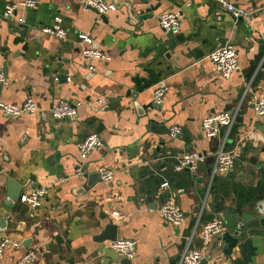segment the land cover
<instances>
[{"label":"crops","instance_id":"0c3cea01","mask_svg":"<svg viewBox=\"0 0 264 264\" xmlns=\"http://www.w3.org/2000/svg\"><path fill=\"white\" fill-rule=\"evenodd\" d=\"M19 1L0 0V67L7 76L0 99L31 96L39 110L16 117L0 110V240L18 243L4 247L0 264H16L27 251L35 253L28 264H178L185 248L202 249L200 264H264V115L252 104L264 96V0H233L250 11L239 19L213 0H108L114 8L104 15L84 9L82 0H36L6 20L5 5ZM172 9L182 13L175 32L157 23ZM129 11L144 16L133 23ZM57 17L67 30L63 40L39 29ZM78 32L110 59L92 60L90 70ZM225 43L238 60L228 78L207 58ZM157 84L167 88L159 105L152 97ZM60 99L78 103L75 116L50 115ZM214 111H236V118L207 139L201 119ZM173 125L181 127L174 139L167 131ZM91 132L104 144L81 164L78 144ZM222 142L233 163L211 179ZM190 150L206 161L194 173L176 171L179 155ZM99 167L112 169L113 179L97 176L87 186ZM8 179L21 193L47 187L41 205L21 203V193L9 202ZM167 201L183 210L181 226L159 214ZM217 217L224 229L203 245L201 226ZM108 223L117 225L116 239L135 241L134 259L96 239Z\"/></svg>","mask_w":264,"mask_h":264},{"label":"built area","instance_id":"2783aa9c","mask_svg":"<svg viewBox=\"0 0 264 264\" xmlns=\"http://www.w3.org/2000/svg\"><path fill=\"white\" fill-rule=\"evenodd\" d=\"M217 6L234 19H239L247 16L250 11L245 7L237 5L233 0H213ZM36 0H22L17 3H8L3 10V17L6 20L14 21L16 19V12L19 8H33ZM84 9H94L99 15H104L110 9L114 8V4L108 0H82ZM264 8V1L262 3ZM182 13L179 9H172L161 12L157 16V23L160 28L165 31L175 32L179 30L181 25ZM18 22H23V18L19 16ZM61 19L57 17L55 23L52 25H41L39 27L42 33H47L56 36L63 40L66 37L67 30L60 25ZM77 37L82 45V54L88 60V68L94 70L92 60H109L110 57L104 52L91 46L92 39L88 33L78 32ZM88 44L85 46L84 44ZM207 58L213 63L216 70L220 74L228 78L238 69L237 52L234 45L225 43L211 50L207 54ZM68 79V77H67ZM7 83V76L0 67V84ZM167 88L165 85L157 84L152 90V97L155 103L160 104L163 101ZM253 109L257 116L264 115V96L255 97L252 100ZM78 103H70L66 99L58 100L53 106L49 108V113L54 119H65L73 117L77 113ZM0 110L9 116L16 117L24 113H34L39 110V107L33 97L27 96L21 103H10L0 99ZM236 118V111H214L205 114L201 119V130L207 139L218 137L222 128L229 129ZM181 132L179 125H173L169 128V136L176 138ZM104 144L100 135L96 132L89 133L85 139L78 144V153L80 163H84L89 154L102 147ZM207 155L203 152L190 150L181 153L174 166L176 171L188 170L192 173L196 172L199 167L206 161ZM233 163V154L231 151L224 149L223 142L218 149L213 153V160L210 165V178L216 175L223 174L229 170ZM99 179L104 182H110L113 179V170L107 167H99L96 171ZM168 181H163L160 187H166ZM47 192V187L39 186L34 189H29L19 195V201L34 209L41 205L42 199ZM159 214L170 225L179 227L184 223L185 215L181 207L171 201L162 202L158 207ZM224 229V223L220 218H214L206 221L200 229V237L203 245H206L211 237L221 234ZM7 244L16 246L18 243L3 237L0 240V254ZM110 247L128 259H134L137 253L136 243L129 238H118L109 241ZM35 253L27 251L23 253L17 260L16 264H28ZM204 257L202 249L199 248H185L179 258L178 264H200Z\"/></svg>","mask_w":264,"mask_h":264},{"label":"water","instance_id":"95a60500","mask_svg":"<svg viewBox=\"0 0 264 264\" xmlns=\"http://www.w3.org/2000/svg\"><path fill=\"white\" fill-rule=\"evenodd\" d=\"M130 17H131V21L134 23V21L136 19H141V16H144V14L140 15V17L136 18V16L132 15V12L129 11L128 12ZM223 46V45H221ZM163 85V84H162ZM155 104V103H154ZM153 106H157L154 105ZM167 131L169 132V129H167ZM98 173L94 172L88 175V181H87V186H93V184L95 183L96 179H97ZM21 193V186L16 183L15 181H13L12 179H8L7 180V200H9V202H14L17 198V196ZM9 203V204H11ZM117 238V225L113 224V223H108L106 224L105 228L103 229V231L101 233H99L98 235H96V239L98 241H105V240H115ZM30 241L29 239L26 240L25 242Z\"/></svg>","mask_w":264,"mask_h":264}]
</instances>
